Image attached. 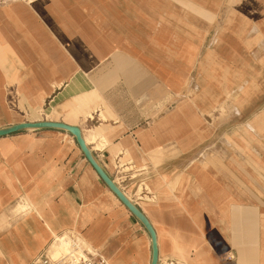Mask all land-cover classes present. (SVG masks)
<instances>
[{"label": "crops", "instance_id": "obj_1", "mask_svg": "<svg viewBox=\"0 0 264 264\" xmlns=\"http://www.w3.org/2000/svg\"><path fill=\"white\" fill-rule=\"evenodd\" d=\"M6 86L101 131L87 144L159 257L264 264V0L16 1L0 7L8 119ZM1 224L0 264H33L69 231L110 264L152 263L149 231L63 129L0 137Z\"/></svg>", "mask_w": 264, "mask_h": 264}, {"label": "water", "instance_id": "obj_2", "mask_svg": "<svg viewBox=\"0 0 264 264\" xmlns=\"http://www.w3.org/2000/svg\"><path fill=\"white\" fill-rule=\"evenodd\" d=\"M28 128L35 129H43V128H58L63 129L70 132L77 140L80 148L85 154L88 161L95 168L99 176L102 180L107 184V186L116 194V196L125 204V206L132 212L134 216H136L146 227L152 237V263L158 264L159 261V251L157 245V236L156 232L148 220L146 215L142 212V210L125 194L123 190L114 182V180L109 176V174L104 170L101 164L98 162L93 152L89 148L84 136L82 129L77 125L68 124L63 121H49V120H41L36 122L24 121L17 124H13L8 127L0 128V137L6 136L21 130H25Z\"/></svg>", "mask_w": 264, "mask_h": 264}, {"label": "built area", "instance_id": "obj_3", "mask_svg": "<svg viewBox=\"0 0 264 264\" xmlns=\"http://www.w3.org/2000/svg\"><path fill=\"white\" fill-rule=\"evenodd\" d=\"M7 1L10 0H0V5ZM73 233L70 232V249L67 253L54 258L47 249L37 256L33 264H110L108 259L98 249L89 246L79 233L76 236L72 235ZM221 260L224 264H233L236 261V254L233 251L225 252L221 255ZM158 264L188 263L177 258L159 257Z\"/></svg>", "mask_w": 264, "mask_h": 264}, {"label": "rangeland", "instance_id": "obj_4", "mask_svg": "<svg viewBox=\"0 0 264 264\" xmlns=\"http://www.w3.org/2000/svg\"><path fill=\"white\" fill-rule=\"evenodd\" d=\"M16 1H20V0L7 1V2L1 4L0 7L8 6L9 4L14 3ZM21 1H29V0H21ZM6 92H7L6 103H7L8 107L10 108V111L15 113V116L12 118L8 117V119H6L5 117H0V123L3 122V124H1L2 125L1 128L11 126V124H8L9 122L34 120V118L31 117L32 115H31V110H29V106L26 104L25 100L22 99V94L17 89V87L10 86V88H9L6 86ZM43 108H46V107L43 106ZM54 111H55V109H53V108H50V109L48 108L47 111H45V110L40 111L38 116H37L38 118L36 117L35 120H46V118H54L55 117ZM88 112H90V111H88ZM16 208H17V206L12 207L8 210L9 212H7V213L5 212L4 214L10 215L11 217L13 215L24 214V211H22V210L16 211ZM4 219H6V218H4ZM1 226H2V224L0 225V227ZM64 233H66V235L68 237L70 236V232H64ZM72 235L76 236L77 233L74 232ZM49 253H50V251H49Z\"/></svg>", "mask_w": 264, "mask_h": 264}, {"label": "bare ground", "instance_id": "obj_5", "mask_svg": "<svg viewBox=\"0 0 264 264\" xmlns=\"http://www.w3.org/2000/svg\"><path fill=\"white\" fill-rule=\"evenodd\" d=\"M32 1V0H31ZM43 105L40 103L35 104L33 107H31V117L34 119L38 116L40 111H43ZM88 115L92 118L93 114L91 112L88 113ZM38 118V117H37ZM39 121V120H38ZM52 121V120H49ZM30 122H36L31 120ZM27 130L33 131L36 130L35 128H28ZM102 136V133L99 129H95L91 132L90 136L86 137L85 140L87 143L91 141H95L98 137ZM22 210L25 211L27 208L22 207ZM139 248V247H138ZM70 249V238L66 235V233L56 235L55 239L52 241L49 247L50 254L54 257H60L63 254L67 253Z\"/></svg>", "mask_w": 264, "mask_h": 264}]
</instances>
